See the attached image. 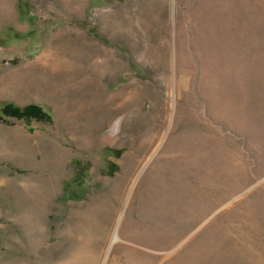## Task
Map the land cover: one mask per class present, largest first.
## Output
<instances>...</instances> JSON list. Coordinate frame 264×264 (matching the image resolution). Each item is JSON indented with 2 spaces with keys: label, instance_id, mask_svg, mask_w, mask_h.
<instances>
[{
  "label": "rangeland",
  "instance_id": "1",
  "mask_svg": "<svg viewBox=\"0 0 264 264\" xmlns=\"http://www.w3.org/2000/svg\"><path fill=\"white\" fill-rule=\"evenodd\" d=\"M27 175L37 264H264V0H0V264Z\"/></svg>",
  "mask_w": 264,
  "mask_h": 264
},
{
  "label": "bare ground",
  "instance_id": "2",
  "mask_svg": "<svg viewBox=\"0 0 264 264\" xmlns=\"http://www.w3.org/2000/svg\"><path fill=\"white\" fill-rule=\"evenodd\" d=\"M93 59V58H92ZM58 161H63V157L56 158ZM27 162L26 164H28ZM25 164V163H24ZM31 164V163H30ZM28 164V165H30ZM51 168H54L51 163ZM34 174V171H30ZM54 176V174H53ZM39 183L43 185L40 186ZM21 210H20V225H21V235H22V248L23 252L30 254L33 258V263L37 264L39 256L37 255L40 248L41 237L43 234L41 229V217L40 211L38 210V203L40 200L50 199L52 196L55 185L54 178L49 177L48 179L34 180L29 175L21 178ZM83 212V211H82ZM81 213V212H80ZM84 213V212H83ZM119 227L115 228L112 235V243L119 239L118 236ZM90 241V238H89ZM87 253L83 251L82 245L74 246L72 251L68 252V257L70 260L64 262V264H99L100 257L99 251L95 250V253L90 252L86 248ZM125 264H137L134 260L129 259Z\"/></svg>",
  "mask_w": 264,
  "mask_h": 264
},
{
  "label": "trees",
  "instance_id": "3",
  "mask_svg": "<svg viewBox=\"0 0 264 264\" xmlns=\"http://www.w3.org/2000/svg\"><path fill=\"white\" fill-rule=\"evenodd\" d=\"M1 115L2 118L25 120L28 122H52V116L48 112L44 111L40 106L34 104L18 107L9 103L1 109ZM30 132H32V130H30Z\"/></svg>",
  "mask_w": 264,
  "mask_h": 264
}]
</instances>
